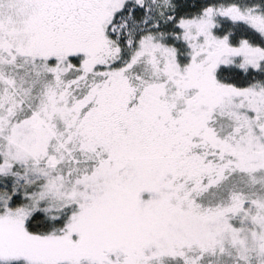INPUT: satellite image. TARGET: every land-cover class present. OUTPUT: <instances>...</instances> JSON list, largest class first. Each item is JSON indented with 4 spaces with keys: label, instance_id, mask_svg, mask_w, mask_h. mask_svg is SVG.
I'll list each match as a JSON object with an SVG mask.
<instances>
[{
    "label": "snow or ice",
    "instance_id": "snow-or-ice-1",
    "mask_svg": "<svg viewBox=\"0 0 264 264\" xmlns=\"http://www.w3.org/2000/svg\"><path fill=\"white\" fill-rule=\"evenodd\" d=\"M0 264H264V0H0Z\"/></svg>",
    "mask_w": 264,
    "mask_h": 264
}]
</instances>
